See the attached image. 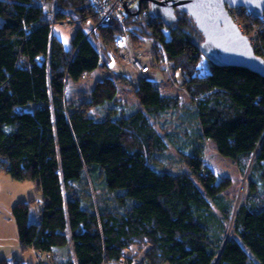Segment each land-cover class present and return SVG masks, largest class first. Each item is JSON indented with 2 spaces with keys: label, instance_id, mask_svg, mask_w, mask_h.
<instances>
[{
  "label": "trees",
  "instance_id": "1",
  "mask_svg": "<svg viewBox=\"0 0 264 264\" xmlns=\"http://www.w3.org/2000/svg\"><path fill=\"white\" fill-rule=\"evenodd\" d=\"M140 7L141 15L129 12L124 25H103L90 0H0V172L32 181L43 200L40 208L33 197L11 207L21 249L44 253L38 264H133L127 251L136 249L143 252L136 264H264V76L214 65L187 13L176 11L165 25L146 0ZM64 21L91 26L65 47L52 31ZM239 21L248 38L258 31L253 50L264 60V12L242 8ZM136 37L160 50L159 61L164 50L191 98L183 122L193 118L195 126L180 130L186 138L165 128L166 114L183 105L162 94L156 80L140 76L138 106L115 99L111 77L71 106L54 86L98 66L95 41L116 50L120 40ZM29 103L33 109H24ZM64 117L83 165L71 187L64 186L57 150L55 121ZM202 139L246 174L237 201L223 193L229 180L206 170ZM168 143L184 168L162 166ZM74 199L82 212L71 225L66 204ZM0 264L9 262L3 257Z\"/></svg>",
  "mask_w": 264,
  "mask_h": 264
},
{
  "label": "rangeland",
  "instance_id": "2",
  "mask_svg": "<svg viewBox=\"0 0 264 264\" xmlns=\"http://www.w3.org/2000/svg\"><path fill=\"white\" fill-rule=\"evenodd\" d=\"M51 7L49 4L45 6L47 14H51ZM90 26V21L72 23L66 21L55 22L52 25V31L62 40L65 47H69L77 30L82 29L88 33ZM255 31L252 30L249 34V40L253 38L254 43ZM127 41H129V51L143 63L149 65L151 70L155 72L156 83L162 94L178 96L180 104L183 106L167 113L164 125L167 130L176 132L177 135L186 138V133L180 130L191 131L195 126L193 118L183 122L187 117L185 110H188L185 106L192 104L190 96L178 82L175 80L171 81V77L174 78L172 67L169 70H165L163 59L159 61L160 58H155L160 53L159 49L153 50L148 40H144L142 43L143 40L137 37ZM123 43L126 44L125 40H120V43L116 46V50H112L108 48L103 49L102 42L100 40L95 41L94 44L101 49L100 61L95 69L84 74L78 80L67 78L62 81H54L55 88L63 94L69 106L88 100L94 83L103 77H111L114 80L116 85V100L127 106H138L134 88L141 75L136 71L138 69H135L122 58V52L126 51L123 50L125 48ZM204 62L206 63L205 60L202 63ZM208 71L209 68L205 70V72ZM176 79L179 80L178 77ZM33 107L34 103H29L24 106V109L31 110ZM55 130L63 183L65 187H71L72 182L80 178L83 168L82 161L66 117L55 121ZM202 142L203 145L200 147V153L204 158L206 170L208 168L211 169V171L217 174L218 179H228L230 184L223 193L226 197L237 201L247 190L246 174L239 172L236 163L232 159L220 155L213 141L202 139ZM161 164L172 170L184 168L177 151L170 143H168L166 156L162 158ZM31 197L34 198V208H40L43 201L42 194L37 190L32 181H13L6 173L0 172V259L6 258L9 264H15L18 261L23 264H38L40 260L45 261L46 258L44 253L39 254L32 249H21L17 238L15 222L11 214V207L14 203L20 200H28ZM80 205L78 199H74L66 204L71 225L75 223V218L80 216L82 212ZM127 254L134 257L133 264H136L143 257V252L139 249L130 253L127 251ZM120 264L129 263L124 259Z\"/></svg>",
  "mask_w": 264,
  "mask_h": 264
},
{
  "label": "water",
  "instance_id": "3",
  "mask_svg": "<svg viewBox=\"0 0 264 264\" xmlns=\"http://www.w3.org/2000/svg\"><path fill=\"white\" fill-rule=\"evenodd\" d=\"M136 4L138 13L141 3ZM153 17L165 25L176 11L187 13L203 40L201 53L214 65H235L264 76V60L255 54L249 38L233 22L228 8L243 7L254 16L264 12V0H146Z\"/></svg>",
  "mask_w": 264,
  "mask_h": 264
},
{
  "label": "built area",
  "instance_id": "4",
  "mask_svg": "<svg viewBox=\"0 0 264 264\" xmlns=\"http://www.w3.org/2000/svg\"><path fill=\"white\" fill-rule=\"evenodd\" d=\"M93 8L97 11L98 14V23L103 25H109L112 23H118L120 25H124V21L129 12H135L137 10L136 4L139 0H90ZM142 4V3H141ZM141 8V7H140ZM139 8L138 13H136V17L140 16L141 9ZM243 7H234L228 8L229 14L233 20V22L237 25V27L241 30L243 25L239 21L240 10ZM246 9V8H243ZM248 12V10L246 9ZM94 28V27H93ZM126 28V27H125ZM125 48L122 52V58L132 65L142 77H145L150 80H156V74L151 70V67L146 63H143L137 56L133 55L129 50V44L125 40ZM251 46L254 48L253 41L250 39ZM161 54L163 62L165 63V70H169L170 64L167 63L164 53V50L161 48ZM171 81H174V78L171 77Z\"/></svg>",
  "mask_w": 264,
  "mask_h": 264
},
{
  "label": "crops",
  "instance_id": "5",
  "mask_svg": "<svg viewBox=\"0 0 264 264\" xmlns=\"http://www.w3.org/2000/svg\"><path fill=\"white\" fill-rule=\"evenodd\" d=\"M159 87V86H158ZM116 99V98H115ZM5 179V178H4Z\"/></svg>",
  "mask_w": 264,
  "mask_h": 264
}]
</instances>
